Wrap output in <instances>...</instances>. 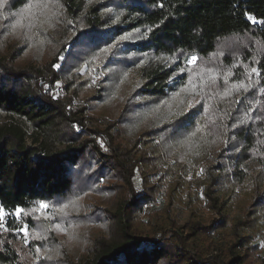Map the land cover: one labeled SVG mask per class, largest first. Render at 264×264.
I'll return each instance as SVG.
<instances>
[{"label":"trees","instance_id":"trees-1","mask_svg":"<svg viewBox=\"0 0 264 264\" xmlns=\"http://www.w3.org/2000/svg\"><path fill=\"white\" fill-rule=\"evenodd\" d=\"M0 209V264H264V0H5Z\"/></svg>","mask_w":264,"mask_h":264},{"label":"rangeland","instance_id":"rangeland-1","mask_svg":"<svg viewBox=\"0 0 264 264\" xmlns=\"http://www.w3.org/2000/svg\"><path fill=\"white\" fill-rule=\"evenodd\" d=\"M8 15L12 16V15H16V13L13 11H10ZM85 48H86V43L85 41H83L79 44V47L77 49L76 61L77 60L79 61L78 56H81L84 53ZM189 59L190 58L186 60L187 65H194L197 61L196 60L193 63H189ZM68 74L69 72L67 71L64 72V75H68ZM175 77L177 76L174 75L173 78ZM55 92H58L59 94H63L64 90L60 86V89H56ZM171 167L173 169H178V173L175 175L176 179H178L181 184L188 186L189 176L187 177L183 170L177 168V165L171 164ZM153 184L155 186L156 203L145 204V208L149 207L150 210H159V209L167 210L166 212L175 221L177 226H182L183 224H185L190 218V210L187 209L185 206L181 205L180 203H178L176 200H174L173 205L168 206L171 200V193L169 192L170 186L168 185L169 184L168 181L167 180L163 181L159 177H156L153 179ZM136 186L138 187L140 186V180L136 181ZM197 203H198V207H202V204L199 201H197ZM0 211H2V214H3V221H2L3 227H0V229L2 230H8L9 222L13 218L16 219L17 221H21L22 212L20 213V215H17L16 212L11 214V213L4 211L3 209H0ZM236 214L241 216V214L238 212ZM25 225L27 226V229H28L27 238L25 237V233L23 231L19 233V236L28 243L30 241V229L27 223H24L23 227ZM106 233H107L106 226L103 222L89 223L87 225L85 232H83L81 235V238L85 242V246L77 249L76 256L77 257L84 256L86 254L88 244L91 243L93 240H95L96 237L106 235ZM253 244L259 245L260 254L264 256V231L255 237Z\"/></svg>","mask_w":264,"mask_h":264},{"label":"snow or ice","instance_id":"snow-or-ice-1","mask_svg":"<svg viewBox=\"0 0 264 264\" xmlns=\"http://www.w3.org/2000/svg\"><path fill=\"white\" fill-rule=\"evenodd\" d=\"M4 2H5V0H0V6H2ZM250 19H252V18L250 17ZM122 39H125V38L122 37ZM196 60H197V57L192 56V57H190V59H189V63H193V62H195ZM56 67H59V65H56ZM251 73H255V74H257V75L260 74L259 71H258V69L255 68V67H253V68H251V69L249 70V75H250ZM224 79H225V82H227L228 77L225 76ZM214 81H215V77H213V82H214ZM233 87H237V85L234 84ZM239 87H240V88H243L245 91L248 90V86L244 85L243 82H241V83L239 84ZM229 94H230V93L225 92V95H229ZM190 106H191V105H190ZM47 207H48L47 204L41 202V204H40V209L43 210V209H46ZM64 207H67V205H65ZM21 212H22L21 209H17V210H16L17 215H20ZM2 221H3V214H2V211H0V227H3ZM19 231H23V232L25 233V237L27 238L28 229H27V226H26V225H25L23 228L19 229Z\"/></svg>","mask_w":264,"mask_h":264}]
</instances>
